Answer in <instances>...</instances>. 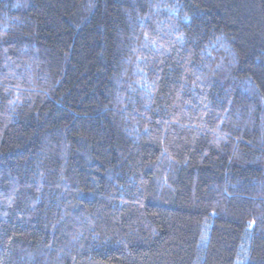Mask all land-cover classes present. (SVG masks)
<instances>
[{"label": "trees", "instance_id": "obj_1", "mask_svg": "<svg viewBox=\"0 0 264 264\" xmlns=\"http://www.w3.org/2000/svg\"><path fill=\"white\" fill-rule=\"evenodd\" d=\"M0 264H264V0H0Z\"/></svg>", "mask_w": 264, "mask_h": 264}]
</instances>
